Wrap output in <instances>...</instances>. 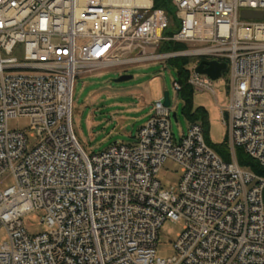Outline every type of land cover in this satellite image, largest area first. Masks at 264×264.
<instances>
[{
  "label": "built area",
  "instance_id": "2783aa9c",
  "mask_svg": "<svg viewBox=\"0 0 264 264\" xmlns=\"http://www.w3.org/2000/svg\"><path fill=\"white\" fill-rule=\"evenodd\" d=\"M171 1L180 26L168 36L169 16L154 0H0V228L8 234L0 264H264V177L236 157L241 147L264 167V0ZM244 10L263 17L243 18ZM163 40L192 47L134 55ZM176 56L197 57L188 83L215 95L214 80L196 68L202 59L228 63L231 160L199 123L177 139L164 96L133 143L88 153L73 127L77 78ZM174 87L179 94L181 83ZM14 117H28L29 127L11 128ZM168 159L181 177L164 188L158 174ZM38 211L48 230L32 234L24 219ZM167 220L184 225L164 258L157 247Z\"/></svg>",
  "mask_w": 264,
  "mask_h": 264
},
{
  "label": "rangeland",
  "instance_id": "374dc122",
  "mask_svg": "<svg viewBox=\"0 0 264 264\" xmlns=\"http://www.w3.org/2000/svg\"><path fill=\"white\" fill-rule=\"evenodd\" d=\"M173 25V22H170ZM192 47V45H188ZM186 50V49H185ZM183 51V50H180ZM142 53L159 54L158 49L148 48ZM189 57V56H188ZM190 64L198 61L189 57ZM168 58L151 59L129 63L120 67L81 74L75 84L73 127L78 141L88 153H98L114 143H133L139 128L154 113V103L168 91L172 100V130L177 139L187 132L190 122L184 113L185 100L177 94L174 87L178 79L177 71L168 63ZM123 73L133 75L127 81L118 82ZM227 71L214 80L216 95L210 91H194V107L202 106L208 111V142L219 145L227 135L223 117L229 105L227 91ZM177 114V118L174 116ZM30 125L28 117H14L9 120L11 128H26ZM181 177L179 164L168 159L158 174L164 188L176 186ZM12 182L10 181V184ZM43 212H35L24 219L30 233L48 230L42 222ZM184 222L167 220L160 231L157 255L167 258L175 254L174 241L182 231ZM8 234L0 228V241H6Z\"/></svg>",
  "mask_w": 264,
  "mask_h": 264
},
{
  "label": "trees",
  "instance_id": "16d2710c",
  "mask_svg": "<svg viewBox=\"0 0 264 264\" xmlns=\"http://www.w3.org/2000/svg\"><path fill=\"white\" fill-rule=\"evenodd\" d=\"M155 8H162L169 16L170 22L173 25L169 26L165 31V35L173 34L179 28V21L176 16V7L171 0H154ZM186 43L177 42L173 40H163L158 46L159 52H175L187 49ZM168 63L177 71V81L181 83L182 89L179 94L183 96L185 100L184 113L187 116L190 124L199 123L204 129V134L208 142L209 133V115L208 111L202 107H194L193 104V87L188 83L189 65L191 59L188 56H176L168 58ZM124 74V73H123ZM209 143V142H208ZM225 160H231L230 149L227 144V139L219 145L209 143ZM236 157L239 164L243 167L249 168L258 175L264 177V167L260 165L255 159L249 156L241 147H236Z\"/></svg>",
  "mask_w": 264,
  "mask_h": 264
},
{
  "label": "water",
  "instance_id": "95a60500",
  "mask_svg": "<svg viewBox=\"0 0 264 264\" xmlns=\"http://www.w3.org/2000/svg\"><path fill=\"white\" fill-rule=\"evenodd\" d=\"M243 18H262L263 12L262 11H253V10H244L242 11ZM228 63L226 61H219V60H208L202 59L200 60L197 71L200 73H204L209 75L213 80L218 79L222 76V73L227 69ZM133 78V75L130 74H122L117 78L118 82L127 81ZM165 100L164 104L166 106L170 105V94L168 91L165 92ZM175 118H177L176 112H174Z\"/></svg>",
  "mask_w": 264,
  "mask_h": 264
}]
</instances>
